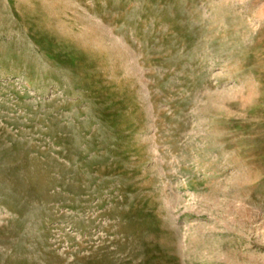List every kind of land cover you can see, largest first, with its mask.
I'll use <instances>...</instances> for the list:
<instances>
[{
	"label": "rangeland",
	"instance_id": "obj_1",
	"mask_svg": "<svg viewBox=\"0 0 264 264\" xmlns=\"http://www.w3.org/2000/svg\"><path fill=\"white\" fill-rule=\"evenodd\" d=\"M0 264H264V0H0Z\"/></svg>",
	"mask_w": 264,
	"mask_h": 264
}]
</instances>
